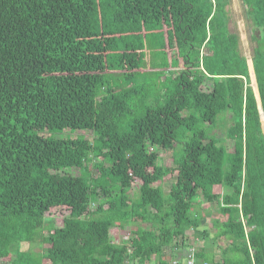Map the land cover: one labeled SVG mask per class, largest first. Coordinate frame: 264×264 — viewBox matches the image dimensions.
<instances>
[{
	"label": "trees",
	"instance_id": "trees-1",
	"mask_svg": "<svg viewBox=\"0 0 264 264\" xmlns=\"http://www.w3.org/2000/svg\"><path fill=\"white\" fill-rule=\"evenodd\" d=\"M241 1L264 115V0ZM229 3L0 0V264H167L193 237L224 242L196 264H264V134Z\"/></svg>",
	"mask_w": 264,
	"mask_h": 264
},
{
	"label": "rangeland",
	"instance_id": "rangeland-1",
	"mask_svg": "<svg viewBox=\"0 0 264 264\" xmlns=\"http://www.w3.org/2000/svg\"><path fill=\"white\" fill-rule=\"evenodd\" d=\"M226 11H227V18H228V29L230 32L235 33L238 35L239 37V48L240 51L242 53V55L246 58L247 60V65H248V71H249V86L251 87V89L254 92V96L255 99L257 101V110H258V114H259V120L261 122V129L262 132L264 134V115L263 112L261 111V105H260V101H259V97H258V92H257V85H256V81H255V77H254V72L251 64V55H252V48L254 46V41L252 40V37L256 35L255 30L251 27L250 21L245 19V11H246V6L243 5L241 0H230L229 5L226 7ZM204 54V51H201V54ZM253 73H251L250 71ZM253 74V76H252ZM209 84V83H207ZM229 126V122L227 119V116L225 117L224 120H222L220 122L219 125H217L212 132L218 137V138H223L224 140H226L224 138V131L225 129ZM78 136L80 137H84V138H88V137H92V133L91 132H79L77 133ZM56 137H61V135H56ZM225 145L227 148H229V143L226 141ZM170 152H167L164 154V156L162 157V161H160L159 163H164L166 158L170 155ZM167 161V160H166ZM74 175H79L80 171L78 169H71V170H66ZM91 174H95L94 171L91 170ZM172 180H167L165 182L162 183V187L164 189V191L166 192L169 189V186L171 184ZM128 194L131 195V197H135L134 192L128 191ZM206 207V205L202 206L201 212L202 214L205 216V220L203 221V223H209L210 219L212 217H214V215L216 214V209L217 206L215 204L210 205L208 210L204 208ZM208 212V213H207ZM136 226V224H130L129 227H126L122 232H121V241L125 242L127 241V237L130 234V230L133 229ZM212 232V230L210 231ZM211 234V233H210ZM194 247H196L198 249V247H209V249H212L214 251H218V248L220 246L224 245L223 240H218L217 242H212V240L209 238V240H205L202 241L200 238H192L189 241ZM218 246V247H217ZM35 245L34 246H29L25 243L21 244L20 248L21 250L27 251V250H33L35 249ZM168 251V250H167Z\"/></svg>",
	"mask_w": 264,
	"mask_h": 264
},
{
	"label": "built area",
	"instance_id": "built-area-1",
	"mask_svg": "<svg viewBox=\"0 0 264 264\" xmlns=\"http://www.w3.org/2000/svg\"><path fill=\"white\" fill-rule=\"evenodd\" d=\"M126 264H136L126 261ZM167 264H196V250L190 246L186 249L181 258H174L167 262ZM205 264V263H204Z\"/></svg>",
	"mask_w": 264,
	"mask_h": 264
},
{
	"label": "crops",
	"instance_id": "crops-1",
	"mask_svg": "<svg viewBox=\"0 0 264 264\" xmlns=\"http://www.w3.org/2000/svg\"><path fill=\"white\" fill-rule=\"evenodd\" d=\"M168 250V251H167ZM167 250H165V253L168 255L169 253H170V250L169 249H167ZM171 259H173V258H169L168 260H167V262L169 261V260H171Z\"/></svg>",
	"mask_w": 264,
	"mask_h": 264
},
{
	"label": "bare ground",
	"instance_id": "bare-ground-1",
	"mask_svg": "<svg viewBox=\"0 0 264 264\" xmlns=\"http://www.w3.org/2000/svg\"><path fill=\"white\" fill-rule=\"evenodd\" d=\"M252 68V67H251ZM251 68H250V71H251ZM249 69V68H248ZM251 73H253L252 71H251ZM252 76H253V74H252Z\"/></svg>",
	"mask_w": 264,
	"mask_h": 264
},
{
	"label": "water",
	"instance_id": "water-1",
	"mask_svg": "<svg viewBox=\"0 0 264 264\" xmlns=\"http://www.w3.org/2000/svg\"><path fill=\"white\" fill-rule=\"evenodd\" d=\"M261 109V108H260ZM262 111V110H261Z\"/></svg>",
	"mask_w": 264,
	"mask_h": 264
}]
</instances>
